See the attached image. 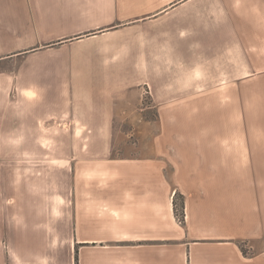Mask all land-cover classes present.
<instances>
[{
    "label": "crops",
    "instance_id": "0c3cea01",
    "mask_svg": "<svg viewBox=\"0 0 264 264\" xmlns=\"http://www.w3.org/2000/svg\"><path fill=\"white\" fill-rule=\"evenodd\" d=\"M130 80L238 130L114 156ZM0 176V264H264V0H0Z\"/></svg>",
    "mask_w": 264,
    "mask_h": 264
},
{
    "label": "rangeland",
    "instance_id": "374dc122",
    "mask_svg": "<svg viewBox=\"0 0 264 264\" xmlns=\"http://www.w3.org/2000/svg\"><path fill=\"white\" fill-rule=\"evenodd\" d=\"M128 98L123 106L121 112H117V117L114 122V134L121 136L123 142L111 144V149L114 156L126 155L129 153H137L152 150L153 140L160 138V150H176V144H169L167 137L171 136H190L197 134L214 135L217 130H221L222 119L224 121V133L233 134L238 128L232 127V114L230 111L216 112L214 109H192L174 111L172 106L176 103H183L187 98L185 95H178L176 97H167L160 92L152 95L151 88L143 81L130 80L127 87ZM210 97V100L215 96H203L195 94L190 96L191 105L193 107H202L203 99ZM202 99V100H201ZM188 105V103L186 104ZM210 106V105H209ZM214 106V105H213ZM174 114L179 115V121L176 126H167L165 122L171 121ZM64 150L70 151L73 146L75 150L88 151V150H103L109 144H89V143H64ZM171 146L168 148V146ZM21 161V160H19ZM32 169L38 163V160L32 159ZM54 166L49 164L47 172L41 183H55L63 184L64 193L71 182V175H63L61 178L56 177L54 170L50 168ZM66 166V165H65ZM32 176V175H31ZM29 176V177H31ZM6 176H0L1 182H4ZM24 176L17 174V181H20ZM2 185V184H1ZM48 194L51 192L48 191ZM179 214H177V217Z\"/></svg>",
    "mask_w": 264,
    "mask_h": 264
},
{
    "label": "trees",
    "instance_id": "16d2710c",
    "mask_svg": "<svg viewBox=\"0 0 264 264\" xmlns=\"http://www.w3.org/2000/svg\"><path fill=\"white\" fill-rule=\"evenodd\" d=\"M76 264H77V257H76Z\"/></svg>",
    "mask_w": 264,
    "mask_h": 264
}]
</instances>
